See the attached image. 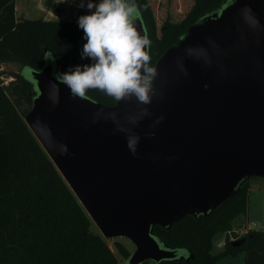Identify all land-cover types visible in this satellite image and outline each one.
<instances>
[{"label": "water", "instance_id": "1", "mask_svg": "<svg viewBox=\"0 0 264 264\" xmlns=\"http://www.w3.org/2000/svg\"><path fill=\"white\" fill-rule=\"evenodd\" d=\"M133 23L147 35L139 14ZM153 68L149 103L111 107L72 97L47 58L26 75L24 123L101 237L133 245L126 264L193 259L153 228L206 216L264 179V0H226Z\"/></svg>", "mask_w": 264, "mask_h": 264}, {"label": "trees", "instance_id": "2", "mask_svg": "<svg viewBox=\"0 0 264 264\" xmlns=\"http://www.w3.org/2000/svg\"><path fill=\"white\" fill-rule=\"evenodd\" d=\"M225 2L192 0L180 21L166 17L158 28L149 0H128L135 5L151 42L149 65L153 67L188 28ZM83 37L77 20H17L15 0H0V66L15 64L39 71L47 54L54 59L56 73L90 64L80 56L86 43ZM3 76L12 80L7 85L0 80V264H118L24 123L32 105L33 85L19 73L0 72ZM85 97L106 107L117 101L99 89H88ZM249 180L206 216H187L169 229L155 226L153 235L168 249L185 250L193 257L158 264H231L221 261L241 251L244 264H264L262 231L249 230L236 238L243 240L238 247L226 241L220 252L212 253L215 238L231 231L232 223L245 214ZM115 248L129 258L121 244Z\"/></svg>", "mask_w": 264, "mask_h": 264}, {"label": "clouds", "instance_id": "3", "mask_svg": "<svg viewBox=\"0 0 264 264\" xmlns=\"http://www.w3.org/2000/svg\"><path fill=\"white\" fill-rule=\"evenodd\" d=\"M77 6L89 13L79 16L77 24L86 41L81 59L91 63L54 73L55 80L66 85L74 98L84 97L88 89H99L116 100L134 96L139 102L149 103L157 71L149 65L146 48L150 40L146 34L141 36L133 23L135 5L128 0H79ZM29 72L26 67L25 73Z\"/></svg>", "mask_w": 264, "mask_h": 264}, {"label": "rangeland", "instance_id": "4", "mask_svg": "<svg viewBox=\"0 0 264 264\" xmlns=\"http://www.w3.org/2000/svg\"><path fill=\"white\" fill-rule=\"evenodd\" d=\"M21 0H17V11L18 15L21 11L20 8L22 3ZM76 4H78L79 0H76ZM94 2L98 3V0H94ZM150 6L154 13L157 27L159 28L166 17H170L173 22L180 21L187 11L190 9L192 5V0H149ZM46 6V5H45ZM44 4H40L37 1H34L25 8L27 14V19L37 20L41 19L42 13H46L47 8H45ZM74 7L71 12L66 11L64 9L57 10L59 12V16L63 19H78L81 15L89 14L87 9H81L78 6ZM138 13L136 12L137 16ZM134 16V17H135ZM47 60L51 61L54 64L53 58L50 54L46 56ZM26 67H20L15 64H6L0 66V72L5 74L9 73H20L25 79H27V74L25 73ZM4 85H7L12 79L9 77H1ZM28 80V79H27ZM262 226H264V179L262 178H251L249 180L248 192H247V208L246 212L243 216H240L236 221L232 223V229L236 233L238 237L245 235L247 228L253 229L257 232L261 231ZM93 231L98 233V230L93 225ZM249 231V230H248ZM242 233V235L240 234ZM222 235H219L215 238L212 243V253L216 254L220 252L222 249L217 248L216 243L221 240ZM107 246L112 251L115 256L118 264H126L127 259L123 258L115 248V244H121L131 255L134 251L133 245L125 238H114V239H104ZM183 252V251H181ZM245 254L243 251L236 253L233 256H228L224 258L222 263H231V264H244Z\"/></svg>", "mask_w": 264, "mask_h": 264}, {"label": "crops", "instance_id": "5", "mask_svg": "<svg viewBox=\"0 0 264 264\" xmlns=\"http://www.w3.org/2000/svg\"><path fill=\"white\" fill-rule=\"evenodd\" d=\"M32 2L37 1L40 4H44L45 8H47L48 11H46V13H42L43 15H41V19L42 20H46V21H75L78 19H63L62 17L59 16V12H57V10L60 9H64L66 11H69V13L71 12V9L73 10L74 7L73 6H77V2L73 3V0H21L20 3H22L21 6V11L18 15V9H17V0H15V16L17 20H27V14L26 12V7ZM99 2V0H98ZM249 228H247L248 230ZM233 230V229H232ZM242 235V233H240ZM220 241V240H219Z\"/></svg>", "mask_w": 264, "mask_h": 264}, {"label": "built area", "instance_id": "6", "mask_svg": "<svg viewBox=\"0 0 264 264\" xmlns=\"http://www.w3.org/2000/svg\"><path fill=\"white\" fill-rule=\"evenodd\" d=\"M248 230H253V229H250V228H249ZM248 230H246V232H247ZM261 231L264 232V226H262ZM246 232H245V233H246ZM235 234H236V233L234 232V230H231V231H229V232H227V233H223V234H222V238H221V240L218 241V242L216 243L217 248H219V249H223L224 246H225V244H226V241H229V242H233V241H235L236 238L238 237V236L235 235Z\"/></svg>", "mask_w": 264, "mask_h": 264}]
</instances>
